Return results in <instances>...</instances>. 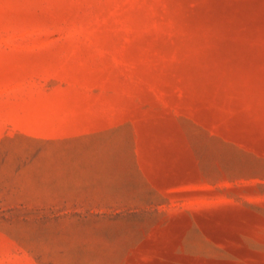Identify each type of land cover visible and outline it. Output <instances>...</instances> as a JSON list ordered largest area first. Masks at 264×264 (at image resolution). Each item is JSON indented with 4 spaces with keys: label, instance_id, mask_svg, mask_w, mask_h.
Listing matches in <instances>:
<instances>
[{
    "label": "rangeland",
    "instance_id": "374dc122",
    "mask_svg": "<svg viewBox=\"0 0 264 264\" xmlns=\"http://www.w3.org/2000/svg\"><path fill=\"white\" fill-rule=\"evenodd\" d=\"M0 264H264V0H0Z\"/></svg>",
    "mask_w": 264,
    "mask_h": 264
}]
</instances>
